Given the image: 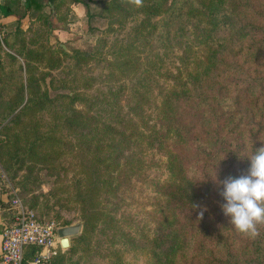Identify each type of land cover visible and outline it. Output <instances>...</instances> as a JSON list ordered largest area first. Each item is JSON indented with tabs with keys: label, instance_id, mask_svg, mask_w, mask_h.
Here are the masks:
<instances>
[{
	"label": "rangeland",
	"instance_id": "rangeland-1",
	"mask_svg": "<svg viewBox=\"0 0 264 264\" xmlns=\"http://www.w3.org/2000/svg\"><path fill=\"white\" fill-rule=\"evenodd\" d=\"M75 1L87 4L92 17L87 16L83 5H75ZM102 1L111 0H62L57 10L45 8L43 12L35 14L33 21L29 19L30 22L21 26L25 33L24 44L19 46V42L17 49L26 52L55 46L59 52L64 45L67 50L63 49L69 55L77 52L91 53L102 49L104 55L102 60L97 57L92 60L86 57L81 62H76L69 57L65 59L60 52L59 58L66 60L62 62L61 68L52 71L46 68L45 64L38 68L40 72L57 78L56 90L54 85L49 84L50 78H47L45 84H41L42 90L48 86L50 94L54 96L67 93V90L62 89V85L71 84L70 86L84 94L88 100L97 102L95 111L101 109L98 116L102 121L110 116L105 109V95L110 88L115 90L120 84L134 88L136 85L133 81L142 74L146 80L155 77L158 84L155 82L152 86H146L148 90L154 87V105L144 103L143 106L149 124L156 128L161 127L166 132V140L159 148L151 147L145 139L136 140L140 145L138 151L141 152L137 166H141V170L139 169L137 174L133 173L131 182L122 187L119 196L109 197V201H106L104 195H101L98 200L99 208H102L106 214H110V210L114 209L115 220L110 223L107 220L108 216H104L94 223V228L88 234L85 233L83 240H75L76 236L71 237L70 248L64 254L65 259L61 264H192L193 258L196 257L194 251L198 239L196 234L189 233L188 229L192 223L189 221L190 210L195 212L196 208L192 206L188 210L177 209V211L175 208L172 209L166 190L172 178L171 163H182L180 152H199L196 137H190L189 134L191 127L196 128V109L187 102H184L183 107V99L190 94L192 84H196V90H201L199 87L203 84L202 87L209 88L214 95L222 86L210 80L221 70L211 64L215 62L211 56L214 51H210L206 43L203 47L199 45L200 40L203 39L209 42L211 36L205 30L209 31L215 26L213 20L202 14L208 12L207 10L222 12L224 18H227L234 28L251 26L257 29V33L251 36L243 37L245 32L236 33L237 41L234 42L233 47H230L232 55L223 58L239 64L244 74L242 86L234 87L229 84L225 91L232 99L231 92H236L235 90L239 88L240 92L244 91L240 100L239 113L242 123L237 142L239 148L250 155L255 148L264 145V0H196V7L190 13L192 16L171 25L173 30L169 45L163 48L157 43L155 52L158 53L159 58L154 57L151 48L158 38L162 37L161 25L164 17L155 14V11L159 10L161 1L148 0L142 5L129 6L126 11L127 17L126 14L120 16L116 12L109 11L106 13L107 18L101 17ZM204 4L207 10L201 11ZM175 5L179 6L180 0H177ZM196 12L202 13L196 15ZM29 14L24 18L25 21L28 20ZM1 24L3 36L0 38L2 51L0 61H3L5 53L15 55L14 50L4 40L15 26L3 21ZM139 28H143L144 35L140 34V37L135 38L136 30ZM202 28H204L203 32ZM130 44L142 50V53L138 50L137 53L143 59V67L129 77L131 82L121 75L112 78L111 71L115 74L119 72L113 69L114 65H111L115 62L113 55L120 48L123 49ZM146 55L151 57L150 60L154 59L157 66L155 69L148 66L150 60L146 59ZM17 59L21 61L20 57ZM65 72L69 76L70 84L62 80ZM74 76L75 81L72 82ZM89 80H92L90 89L86 87ZM126 103L122 102L124 113L128 110ZM56 105L57 102L47 106L48 108L43 112L33 114L31 120L40 122L39 130L42 133L56 122V119L54 121ZM76 107L84 110L87 108V102H78ZM179 110L181 112L178 113ZM95 111L93 112L97 115ZM227 122L231 127V122L227 120L226 124ZM6 123L0 125V140L7 141V146L2 147L3 156L0 155V179L4 185L9 190L10 188L15 190L25 205L30 207L36 202L37 205L33 209L43 218L55 220L61 225L59 228L63 227L66 220L72 221V224L81 221L79 213L81 201L77 196L75 179H84L82 189L87 193L92 186L90 185L92 177L87 175L88 167L80 166L78 155L75 156L74 153L57 152L61 156H54L51 161H41L42 163L35 156L23 158L15 177L8 178L4 167L15 160L12 152L14 148L8 149V145L12 147L15 143L21 150L27 140H33V134L25 136L23 133L25 126L17 124L11 128L13 127L15 134L20 132V140L16 141L14 138L9 140L2 130ZM142 131L146 130L142 129ZM64 136L70 140L73 138L72 135L65 134V131ZM207 143L211 147V152L221 150L215 137ZM229 151L240 150L231 148ZM5 152H12L11 157H6L8 154L4 156ZM181 168L184 170L183 165ZM236 175L238 173L234 174ZM46 204L49 207L59 206L52 208L48 213ZM223 223L225 224L221 225L223 228L221 236H230L233 238L232 242L234 241L238 246L239 243L234 240L235 238L250 240L252 237L250 234L235 230L227 220ZM212 248L210 246V249ZM207 254L208 252H204L201 259L204 260ZM218 254L217 256H222L223 253Z\"/></svg>",
	"mask_w": 264,
	"mask_h": 264
},
{
	"label": "trees",
	"instance_id": "trees-1",
	"mask_svg": "<svg viewBox=\"0 0 264 264\" xmlns=\"http://www.w3.org/2000/svg\"><path fill=\"white\" fill-rule=\"evenodd\" d=\"M44 1L45 4H41L37 0H26V6L23 10L19 9L18 4L14 3L13 5L12 3L3 11L6 17L15 16L17 25L4 38L7 45L14 50L15 55L5 53L4 60L0 61V125L7 122L2 130L5 131V135L9 140L13 138L16 141L20 140V132L15 134L13 127L11 128L13 125L25 126L23 130L25 136L33 134V140H27L25 147L21 150L15 143V147L14 145L12 147L8 145V149L14 148L12 152H14L13 158L15 160H12L10 165L5 166L4 170L8 178L13 179L22 159L25 157L35 156L41 162L51 161L54 156H61L57 152L78 155L80 166L88 167L90 174L88 172L87 175L92 177L90 179V185L92 184V186L90 190L88 188L87 193L82 189L84 179H75L78 189L77 196L81 201V207L79 208L81 221L78 222L82 224L81 231L75 237V240L80 241L85 238V233L88 234L94 228V223L100 218L108 216L107 220L110 223L115 220L114 209L110 210V214H106L102 208H99L98 200L101 195H104L106 201H109V197L119 196L122 193V187L131 182L133 173L137 174L141 170V166H137L140 162L139 154L141 152L138 151L140 145L137 144L136 140L145 139L151 147L158 146L159 148L162 142L166 140V132L161 127L156 128L149 124V118L143 106L144 103L154 105V87L148 90L146 86H152L155 82L158 84L155 77L152 79L149 77L146 80V77L142 74L136 77V81H133L136 85L134 88L126 84H120L115 90L110 88L105 95V109H107L106 113H109L110 116L103 121L98 116L101 109L95 111L97 102L88 100L84 94L70 86L67 72L62 75V80H66L70 84L69 86H66V83L62 85V89L67 90V93L63 92L52 96L48 86L45 90H42L41 84H45L47 78H50L49 84L54 85L56 90L55 82L57 78L40 72L38 69L40 65L45 64L46 68L53 71L62 67V62L67 59L66 57L76 62H81L86 57L91 58V60L96 57L100 60L104 59L102 49L91 53L77 52L73 55L67 54L63 48L59 49L58 52L55 46L26 52L23 49H17L19 42V46L24 44L23 36L25 33L21 28V21L30 10L34 8L39 13L47 7L57 10L62 0ZM147 1H102L103 14L101 17L107 18L106 13L109 11L116 12L120 16L126 14L127 17L128 12L126 11L129 6L142 5ZM159 1H161L160 6H158L159 10L155 11V14L162 15L164 19L161 25L162 37L158 38L151 48L155 58H159L158 53L155 52L157 51V43H160L163 48L167 47L173 30L171 25L192 16L190 13L197 3L196 0H180V5L176 6L177 0ZM76 2H74L75 5H83L87 16L92 17L87 4ZM205 5L202 6L201 11L203 9L207 10ZM207 11L202 15L213 20L215 26L214 29L205 30L211 36L209 42L203 39L200 40L199 45L203 47V44L206 43V47L210 51H214L211 56L215 62L211 64L221 70L210 80L216 82L217 85L222 84V86L214 95L209 88L204 89L203 84L199 87L201 90H196V84H192L190 94L183 99V107L184 102H187L196 109V128L191 127L189 134L190 137H196L199 152H180L182 163H171L172 178L167 186L166 195L169 197L171 208H175L176 211L177 209L188 210L192 206L196 208V217L195 212L191 210L189 215V221L192 223L189 225L188 232L196 234L198 239L194 251L196 257L194 256L192 264H264V222L256 225V233L252 235L250 240L235 238L234 240H237L239 246L234 244V241L232 242L233 238L230 236H221L223 229L221 225L225 224L226 222H223L224 220L228 221V218L220 208V203H222V197L219 195L220 186L213 180L215 179V173L217 180H222L229 175L234 176L235 173L242 174L248 167V160L245 157L249 154L243 152L237 142L239 141L238 134L242 123L239 113L240 100L244 91L240 92L239 88L235 90L236 92H231L233 99L228 97L225 91L229 84L234 87L242 86L244 84V74H242L239 64L235 61L229 62L223 58L232 55L230 47H233L234 42L237 41L236 33L245 32L243 37L251 36L257 33V29L251 26L234 28V25L227 18H224L222 12ZM200 13L202 12H196V15H200ZM203 30L204 28L201 29L202 32ZM136 33L135 38L140 37V34L144 35L143 28L136 30ZM138 49L134 44H130L123 49L120 48L113 55L115 62L111 65H114L115 68L113 69L119 72L115 74L114 71H111L112 78L121 75L125 80L132 81L129 77L144 65L143 59L138 56ZM141 51L138 50L139 53H142ZM0 52L2 51L0 50ZM60 52L65 59L59 58L58 54ZM18 57L21 58V61L17 59ZM146 59L150 60L151 57L146 55ZM148 66L153 69L157 67L154 59L150 60ZM74 79L75 76L72 82ZM194 80L196 81V78ZM223 81H225V84H223ZM91 86L92 80H89L86 87L90 89ZM167 100L168 98H166ZM123 101L127 102L128 110L126 113L123 111ZM56 102L57 105L54 110V121L56 119V122L50 125L46 132L42 133L39 130L40 122L38 120L32 122V116L43 112L48 108L47 106ZM78 102H87V108L84 110L78 109L76 107ZM93 111L97 112V115ZM227 120L231 122V127L228 122L226 124ZM142 129L146 131H142ZM64 131L65 134L72 135V140L64 136ZM214 137L215 141H218L221 146L219 152H211V147L207 143ZM6 142L3 139L0 140V155L2 156V147L7 146ZM231 148H237L240 151L231 152L229 151ZM49 151L51 152L49 153ZM12 152H5L4 156L8 154L6 157H11ZM182 165L184 170L181 168ZM36 205V202L32 203L31 209L35 208ZM56 206L59 205L49 207L46 204L45 208L49 213ZM200 212H203V215H198ZM11 217L13 223L12 214ZM39 217L43 218L40 215ZM58 217L61 216L58 215ZM50 220L61 226L55 220ZM69 225H72V221L66 220L62 226ZM210 246L213 247V250L210 249ZM66 251L59 253L53 259L52 264H57V261L58 264H61L65 259L64 254ZM204 252H208V256L203 260L201 255ZM218 253L223 254L217 256Z\"/></svg>",
	"mask_w": 264,
	"mask_h": 264
},
{
	"label": "built area",
	"instance_id": "built-area-1",
	"mask_svg": "<svg viewBox=\"0 0 264 264\" xmlns=\"http://www.w3.org/2000/svg\"><path fill=\"white\" fill-rule=\"evenodd\" d=\"M2 2L0 0V6ZM2 36L0 23V38ZM10 190L9 210L13 223L2 233L0 264H51L59 253L65 251L57 234L59 226L40 218L35 210L24 204L15 190Z\"/></svg>",
	"mask_w": 264,
	"mask_h": 264
},
{
	"label": "clouds",
	"instance_id": "clouds-1",
	"mask_svg": "<svg viewBox=\"0 0 264 264\" xmlns=\"http://www.w3.org/2000/svg\"><path fill=\"white\" fill-rule=\"evenodd\" d=\"M248 167L242 174L214 181L222 197L220 208L231 226L240 233L254 235L264 222V145L247 155ZM203 215V212L198 213Z\"/></svg>",
	"mask_w": 264,
	"mask_h": 264
},
{
	"label": "crops",
	"instance_id": "crops-1",
	"mask_svg": "<svg viewBox=\"0 0 264 264\" xmlns=\"http://www.w3.org/2000/svg\"><path fill=\"white\" fill-rule=\"evenodd\" d=\"M41 4H45L44 0H37ZM18 4L19 9H24L26 6V0H3L2 6H0V22H8L10 25H17V18L13 15L10 16H4L3 11L6 10V8L12 4ZM30 13V14H29ZM28 14L30 15L25 21L22 20L21 26L23 27V24H27L30 22V20H34L35 14L38 13L37 10L32 8ZM30 19V20H29ZM27 28V26H25ZM14 28V27H13ZM11 199V192L8 189L6 185H4L3 181L0 179V252H1V243H2V233L4 229L9 226L12 223V217L11 212L9 210V201Z\"/></svg>",
	"mask_w": 264,
	"mask_h": 264
},
{
	"label": "water",
	"instance_id": "water-1",
	"mask_svg": "<svg viewBox=\"0 0 264 264\" xmlns=\"http://www.w3.org/2000/svg\"><path fill=\"white\" fill-rule=\"evenodd\" d=\"M63 48L67 50V48L64 45ZM81 226H82L81 222H77L76 224L60 227L57 230V234L60 238L61 246L64 249L67 250L70 248V238L77 236L80 233Z\"/></svg>",
	"mask_w": 264,
	"mask_h": 264
}]
</instances>
